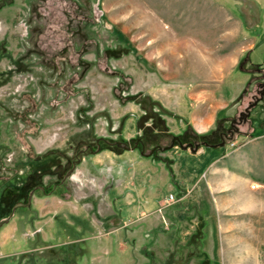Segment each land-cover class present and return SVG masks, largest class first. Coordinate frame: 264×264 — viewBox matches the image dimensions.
<instances>
[{
	"label": "rangeland",
	"instance_id": "rangeland-1",
	"mask_svg": "<svg viewBox=\"0 0 264 264\" xmlns=\"http://www.w3.org/2000/svg\"><path fill=\"white\" fill-rule=\"evenodd\" d=\"M251 42L264 66V0H0V251L30 249L0 264H264V100L224 148L134 147L250 80L242 112Z\"/></svg>",
	"mask_w": 264,
	"mask_h": 264
},
{
	"label": "flooded vegetation",
	"instance_id": "flooded-vegetation-1",
	"mask_svg": "<svg viewBox=\"0 0 264 264\" xmlns=\"http://www.w3.org/2000/svg\"><path fill=\"white\" fill-rule=\"evenodd\" d=\"M263 82H264V78L260 79V80L257 79V80L253 81L250 84V86L255 88V92L252 95L250 102H248V105L251 102H253L255 99L260 97V93L262 91V88H260L259 85L261 83H263ZM242 112H239L237 116H234V117H232V118H230L228 120H225L226 122L225 121L222 122V125H224V124H228V125L226 127L222 126L223 128H221L220 130H218L219 128L217 129V126H218L217 125L218 123H217L215 129L213 130V132L210 133V135L207 136V137L200 138V137L195 136L191 131L183 130L181 132V134L174 135V136H172L170 138V144H171L173 137H178V140L174 141V144H173V146H172V148L170 150H173V149H176V148L177 149H181L179 147V143H181V145L183 147H186V150H182L184 152L191 151V149H193L194 151H198L201 148H211V149L221 148V147L224 148L226 142L230 141L236 135H238L239 127L245 125L246 121L249 119V118H247L245 121L242 120L241 122H239V116H240V114ZM250 112H251V110H250ZM241 118H243V117H241ZM138 146H141V148H139L141 151H142V149H145L144 144L141 141H138L136 143V146H134V147L138 148ZM190 146H191V148H190ZM154 148H156V149L154 150L153 154L150 157L156 155L155 154L156 152H159V149H158L159 146H155ZM57 188L61 189V187L53 186L51 190L47 191L46 187L41 186V185H35V186L31 187V188L23 187V188L20 189L19 192L21 193L22 196H24V194H26V193H28L29 196L27 197V199H26V201L24 203H17V205L18 204L26 205L28 203V200L31 199V196L33 194L35 195V193H41L43 195H46V194H48L50 192L54 193L55 189H57ZM51 195H53V194H51ZM54 196H56V195H54ZM30 205H31V202H30ZM30 205L28 206V208L30 207ZM26 207L27 206H23L21 208L22 209H26ZM12 208H14V206ZM18 208H20V207H17L16 209H18ZM11 214H13V213H10L8 215V217ZM11 218H12V216L9 218V220Z\"/></svg>",
	"mask_w": 264,
	"mask_h": 264
},
{
	"label": "crops",
	"instance_id": "crops-1",
	"mask_svg": "<svg viewBox=\"0 0 264 264\" xmlns=\"http://www.w3.org/2000/svg\"><path fill=\"white\" fill-rule=\"evenodd\" d=\"M198 48V50H202V48H199V47H197ZM255 48H256V42H251L250 44H248L247 46H245V48H242L241 49V52L239 53V57L237 58V62H236V66L237 65H239V62L245 57V56H247V58H248V63L247 64H245L246 66H247V68H244V70H241V69H239V68H237L238 70H235L234 72H236V71H242V72H244V73H248V71H247V69H248V66L249 65H256V64H252L251 62H250V58H251V56H252V53H253V51L255 50ZM262 68H264V66L263 65H260ZM233 72V73H234ZM249 74V73H248ZM249 75H251V74H249ZM251 77H252V75H251ZM250 81V80H249ZM249 81L244 85V88L242 89V91H241V93L239 94V96L240 95H242L243 94V92L246 90V88H247V86H248V84H249ZM223 93H225V90L223 91ZM228 93V92H227ZM223 95V97H222V105L220 106V108L217 110V111H215L213 114H209V115H202V116H200V118L199 119H197L196 120V122H193V121H190V122H188L187 124H186V127L189 125L191 128H192V130L196 133V134H198V135H205V134H207V133H209L210 131H213L214 129H215V126H216V124H217V120H218V118L220 117L222 120H226L227 119V116H228V114H227V111H228V109L231 107V105H233V102H235L236 101V99L239 97V96H234L233 94H232V92L230 93V91H229V93H228V97L226 98L225 97V94H222ZM257 107H258V105H257ZM253 115L254 113H253V110H251V112H250V115ZM219 118V119H220ZM187 129V128H186ZM185 129V130H186ZM0 246H1V244H0ZM15 246V245H14ZM23 247V246H22ZM27 246H24L23 248H26ZM28 248V247H27ZM18 249H20V247H18V248H12V249H10V253L8 252L7 254H6V256H5V258H3V253H1V251H0V261L1 260H3V259H6L7 257H9V256H16V255H18V254H22V253H25V252H28V251H30V249H25V250H23V249H21V250H18ZM35 249H33L32 251H34Z\"/></svg>",
	"mask_w": 264,
	"mask_h": 264
},
{
	"label": "trees",
	"instance_id": "trees-1",
	"mask_svg": "<svg viewBox=\"0 0 264 264\" xmlns=\"http://www.w3.org/2000/svg\"><path fill=\"white\" fill-rule=\"evenodd\" d=\"M248 63V58L247 56H245L240 62H239V65H238V68L241 69V70H244L243 69V65L247 64ZM248 73L251 74L252 76L254 75H258L260 76L259 78L262 79L264 77V68H262L260 65H249L248 66V69H247ZM244 94V92H243ZM242 94V96H243ZM135 99V98H134ZM135 101V100H134ZM138 105L144 110L145 109V114L148 115V118L147 120H149L151 123H152V129L156 131H158L159 133L163 132L166 130V127H165V123L163 120H161L160 118H157V116L152 113L151 111H148L147 110V106H151V107H157L159 109L160 112H163V113H166V111H164V109L157 103V102H154V101H151L149 99V97H143V99H139L138 100ZM187 131H191L195 136L197 137H200V138H203V137H207L210 135V133H212L213 131H210L209 133L205 134V135H198L196 134L192 128L188 125L187 126ZM101 141V139L99 140ZM101 150H110V148L107 146V144H104L102 146V149ZM168 167V166H167ZM169 168V167H168ZM170 170V169H169ZM70 218H74L73 216ZM34 219H32L31 221H29V223L31 224L33 222ZM78 223V221H76ZM75 222V223H76ZM76 223V224H77ZM80 224V222H79Z\"/></svg>",
	"mask_w": 264,
	"mask_h": 264
},
{
	"label": "water",
	"instance_id": "water-1",
	"mask_svg": "<svg viewBox=\"0 0 264 264\" xmlns=\"http://www.w3.org/2000/svg\"><path fill=\"white\" fill-rule=\"evenodd\" d=\"M263 78H264V77H263ZM263 78H262V79H263ZM259 87L262 88V91H261V93H260V97L257 98V99H255L253 102H251V103H250V104L244 109V111H243V112L240 114V116H239V122H241L242 120L245 121L247 118H249V116H250V110L253 109L254 107H256L257 104H258L259 102H261V101L264 99V82L261 83V84L259 85ZM241 117H243V118H241ZM175 140H178V137H173L172 142H171V144H170L169 146L164 147V148H158V149H159L161 152H164V151L170 150V149L172 148V146H173ZM179 147L181 148V150H186V147H183V146L181 145V143H179ZM190 148H191V146H190ZM154 150H155V148L152 149V150L149 152V154H147V155H144L143 152L141 151V152H140V155H141V156H145V157H150V156L153 154ZM191 151L193 152L194 150L191 149ZM68 175L70 176L71 173L69 172ZM30 202H31V200L29 199V200H28V203H27L26 205L18 204L16 207L13 208V210H15L17 207H23V206H27V207H28V206L30 205ZM11 216H12V214H11L7 219L0 221V228L2 227V225H4L5 223H7V222L9 221V218H10Z\"/></svg>",
	"mask_w": 264,
	"mask_h": 264
},
{
	"label": "built area",
	"instance_id": "built-area-1",
	"mask_svg": "<svg viewBox=\"0 0 264 264\" xmlns=\"http://www.w3.org/2000/svg\"><path fill=\"white\" fill-rule=\"evenodd\" d=\"M234 144H232V146H233ZM171 199H172V197H171Z\"/></svg>",
	"mask_w": 264,
	"mask_h": 264
}]
</instances>
